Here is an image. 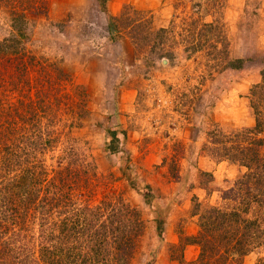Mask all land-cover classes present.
<instances>
[{
	"label": "rangeland",
	"instance_id": "374dc122",
	"mask_svg": "<svg viewBox=\"0 0 264 264\" xmlns=\"http://www.w3.org/2000/svg\"><path fill=\"white\" fill-rule=\"evenodd\" d=\"M136 1L0 0V211L23 217L7 264H84L88 243L91 264H192L201 231L223 264H264V179L244 183L245 147L264 158L248 143L264 136L250 131L264 0ZM27 173V191L6 190ZM63 225L78 234L61 242ZM42 227L77 260L44 256ZM115 229L129 254H114Z\"/></svg>",
	"mask_w": 264,
	"mask_h": 264
},
{
	"label": "trees",
	"instance_id": "16d2710c",
	"mask_svg": "<svg viewBox=\"0 0 264 264\" xmlns=\"http://www.w3.org/2000/svg\"><path fill=\"white\" fill-rule=\"evenodd\" d=\"M99 2H101V0H99ZM100 10L104 11L105 13H107L104 4H100ZM108 19H112L111 15H108ZM108 24H110L109 25L110 26V36H111L110 40L114 41L117 38H119V35L116 33L117 30H116V32L112 31V29H114L112 27L113 26L112 23L110 22ZM212 28H213V25H209L208 29L211 30ZM15 30H16V28H15ZM23 30L24 29L22 27H20L19 31L21 32L20 34L22 36L25 35ZM159 30L164 31L165 29L164 28H160ZM16 37H17V35H16ZM16 37H15V41H17ZM191 45H192V48H196V45H194V43H192ZM254 55L255 54H253V56ZM261 55H263V58H264V51L263 50L260 52L259 57H261ZM247 59L251 60L253 58H252V56H248V57H244L243 56V57H240V58H235L232 61H228L227 65H228V67L239 69V68H241L243 66L244 61H246ZM122 69H123L122 70V72H123L122 76L125 77L126 76V70L123 67H122ZM259 75H260V81L255 83L254 85H252L251 89H250V96H251L250 98L254 97V99H251L252 100L251 102H253L251 104L254 106L253 110L256 112V115H255V126L250 131L251 132L253 131V132H256V133L264 132V117H262V119H260L259 116H258L259 114H260V116H264V60H262V66H261V69H259ZM255 99H256V103L254 102ZM258 107H259V110H258ZM261 114H263V115H261ZM248 141H249L248 143H251V144L255 143L254 145H257V146L258 145H262L264 143V136L263 137H257L256 136V137L250 138ZM242 147L244 148L245 146H242ZM247 147H249L247 150H250L249 154L252 152L251 160L255 161L254 163H256V165H255L256 171H253L252 174H247L246 175L247 178L245 179L244 183L246 185H248V184L251 185L250 182H252V183H256L257 185L260 184L259 185V187H260V186H262L261 183L263 182V179H264V158L261 157L259 152L255 151L256 148L251 147V146H246L245 148H247ZM110 150L111 151L115 150V147L113 146L112 148H110ZM250 164L251 163H247V167H251ZM21 176L22 175H20L16 179V181L12 182L10 185H7L8 188L5 187L6 190H9L11 192V194H15V192H17V194H20L22 191H27L28 190L27 184H26L27 183L26 180H27V178L30 175L27 173V175H25V176L23 175L22 177ZM252 177H254V180L252 179ZM16 187L19 188L18 191L14 189ZM250 189L248 191H246L247 192V196L245 198H243V200L245 199V201H247L248 198H249L248 195H252V193L250 192ZM1 197L2 198H0V208L6 209V207H8V208L11 209V203L9 201L10 198L9 197H5V196H1ZM28 198L29 199L26 201L27 203L32 201L31 197H28ZM234 198H235V196H234ZM21 200H22V197H20L19 201L21 203H23V201H21ZM14 204H16V201L14 202ZM13 209L14 210L9 215H7L8 214L7 212L0 211V238L3 235V233H5V230H7V229H10L11 232H12V235H13V236H11L12 238L9 239L8 241L7 240L3 241L5 243V245L2 246L4 248H3L2 252L0 253V255L2 256V258H1L2 260H0V264H3V263L7 264L6 262H8V260L4 259V258H7L6 255L11 253L12 250L13 251H17L18 250V249H15L13 245H11V241L13 242L14 241L13 239L19 237V233H20L19 228H20L21 222L23 221V217L19 213V210L17 209V207H13ZM221 214L224 215V217H222L223 220L226 219V216L228 218H230V219L232 218V220L238 219L239 216H241L239 211L236 210V209L235 210L233 209V210H231V211H229L227 213L222 212ZM6 221H8V222H6ZM44 222H45V220H43V223H42L43 225H44ZM63 222L64 221L61 220L60 221V225ZM247 222H250V221H247ZM253 223L258 225L257 219L253 220ZM43 228L44 227H42V234L43 235H42V239L41 240L43 241V244L41 245V252L43 251L44 253H46L44 256L51 257L53 254H56V253H60L61 254L64 249H67V247H64V245L63 246L54 245L52 243L53 242L52 241L53 240L52 234L54 236L55 233H52L51 231H47V230L44 231ZM207 229H209V227H207ZM209 230H211V229H209ZM72 233L73 232L70 231V228L66 229V227L63 225L60 229H58V239H60L61 242H62L63 239L68 238L70 236V234H72ZM112 233L114 234L113 235V240H114L113 250H114V254H116L118 256H123V255L129 254L131 252V250H132V246L131 247H126L127 246L125 244L126 242H124L123 239H122L123 238L122 235H124V238L125 237L128 238V235H125L128 232L127 233H123L122 235H119L120 233H117V229H115V230L112 231ZM200 233H201L200 237H198L196 235V236L188 238L190 243L198 245L200 247V250H201L200 253H199L198 261L196 260L192 264H213L212 254H214V255L215 254H219L220 256H223L222 259H218L217 260V264H223L224 262H222V260H224L225 256L229 252V250L226 249V245H224L223 248H219L218 246L215 245V243L210 242L207 238L203 239V235H205L203 231H201ZM73 234L77 235L78 233L75 232ZM16 235H18V236H16ZM260 236H261V232H259V237ZM88 244H89L88 248L90 249V254L88 255V257H87V255H83V257H82L83 260L79 261V262L84 263V264H91L92 262L95 263L96 262L95 257L98 255L97 247L95 245H93L92 243H88ZM102 246L106 248L105 245H102ZM240 246H242L241 243H240ZM241 250L242 249L237 248V249L232 250V251L235 252L236 254L237 253L239 254V253L242 252ZM245 250H249V249H245ZM93 252H97V253L94 254ZM64 255H65L64 259H66L69 263H73L75 260H77L76 259V255L72 254V251H71L70 248L65 250ZM77 255L81 256L82 254L80 252H78ZM87 261H89V262L87 263ZM9 262H11V261H9ZM225 264H227V263H225Z\"/></svg>",
	"mask_w": 264,
	"mask_h": 264
},
{
	"label": "crops",
	"instance_id": "0c3cea01",
	"mask_svg": "<svg viewBox=\"0 0 264 264\" xmlns=\"http://www.w3.org/2000/svg\"><path fill=\"white\" fill-rule=\"evenodd\" d=\"M121 1H122V0H121ZM124 1H129V0H124ZM136 2H137V1H136ZM137 4H138L141 8L146 6L145 3H143L142 0H139V1L137 2Z\"/></svg>",
	"mask_w": 264,
	"mask_h": 264
}]
</instances>
